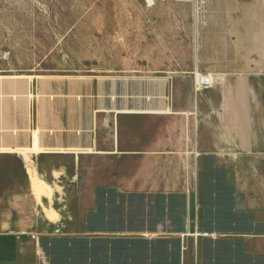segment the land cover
Segmentation results:
<instances>
[{"label":"crops","instance_id":"crops-1","mask_svg":"<svg viewBox=\"0 0 264 264\" xmlns=\"http://www.w3.org/2000/svg\"><path fill=\"white\" fill-rule=\"evenodd\" d=\"M188 21L192 38L143 50L136 68L0 75V264H47L43 239L131 237L106 222L107 199L183 202V236L198 229L204 198L222 212L257 206L264 47L246 59L230 51L223 24L202 37L200 15ZM198 74L211 86L198 89ZM90 217L103 223L91 228Z\"/></svg>","mask_w":264,"mask_h":264},{"label":"rangeland","instance_id":"rangeland-1","mask_svg":"<svg viewBox=\"0 0 264 264\" xmlns=\"http://www.w3.org/2000/svg\"><path fill=\"white\" fill-rule=\"evenodd\" d=\"M192 14L200 15L202 37L213 21L223 24L230 51L238 47L246 59L264 47V0H158L152 7L145 0H0V75L136 68L143 50L175 45L173 36L192 38ZM182 206L166 198L107 199L106 222L131 237L43 239L47 264H264V185L257 206L240 213L201 200L191 236L181 235ZM104 218L88 223L94 228ZM156 229L163 234L150 241L136 234ZM209 239L215 243L204 244Z\"/></svg>","mask_w":264,"mask_h":264},{"label":"built area","instance_id":"built-area-1","mask_svg":"<svg viewBox=\"0 0 264 264\" xmlns=\"http://www.w3.org/2000/svg\"><path fill=\"white\" fill-rule=\"evenodd\" d=\"M212 84V78L210 76H202L200 80H197L198 89H204L210 87Z\"/></svg>","mask_w":264,"mask_h":264},{"label":"bare ground","instance_id":"bare-ground-1","mask_svg":"<svg viewBox=\"0 0 264 264\" xmlns=\"http://www.w3.org/2000/svg\"><path fill=\"white\" fill-rule=\"evenodd\" d=\"M158 0H145V2H146V4H147V6L148 7H152V6H154L155 4H156V2H157ZM198 77H197V79H198V81L200 80V78L202 77L201 75H197ZM198 235V234H197Z\"/></svg>","mask_w":264,"mask_h":264}]
</instances>
